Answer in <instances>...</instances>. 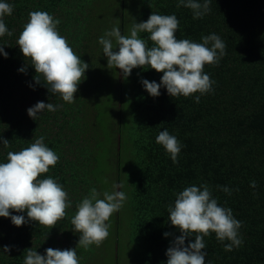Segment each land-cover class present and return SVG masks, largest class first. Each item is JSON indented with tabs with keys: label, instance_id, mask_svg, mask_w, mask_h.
I'll return each instance as SVG.
<instances>
[{
	"label": "trees",
	"instance_id": "obj_1",
	"mask_svg": "<svg viewBox=\"0 0 264 264\" xmlns=\"http://www.w3.org/2000/svg\"><path fill=\"white\" fill-rule=\"evenodd\" d=\"M8 2L13 12L4 20L13 34L0 37L8 53V58L0 54V136L10 146L3 147L0 140V162L7 161L9 151H20L43 136L59 160L40 178L51 176L62 184L72 207L52 228L31 220L17 227L0 217V251L11 248L0 254V264H23L25 251L33 247L42 255L48 248H76L80 236L71 218L77 204L91 188L102 194L112 191L113 183L122 184L119 190L127 199L107 222L109 236L102 244L77 249L79 264H100L99 251L112 237L116 244L129 246L131 264H166L168 248L181 235L169 221L168 205L185 187L203 183L242 221L243 239L239 248L226 251L215 233L206 236V264H264V0H212L211 12L202 19L178 8L177 0ZM32 11L59 19L60 35L89 65L74 103L35 82L37 73L17 45ZM153 12L177 16L178 39L202 43V36L216 33L226 43L227 54L219 64L205 65L214 91L199 103L194 98L199 93L171 97L165 88L152 97L141 81L159 83L163 73L154 69L135 68L125 79L120 70L107 67L99 38L117 25L129 34L133 23L146 21ZM22 67L25 73L19 71ZM39 101L63 107L34 120L27 110ZM165 128L183 145L179 163L156 143ZM217 186L229 187L232 194ZM12 214L27 218L26 211ZM194 241L188 237L185 244Z\"/></svg>",
	"mask_w": 264,
	"mask_h": 264
},
{
	"label": "clouds",
	"instance_id": "obj_2",
	"mask_svg": "<svg viewBox=\"0 0 264 264\" xmlns=\"http://www.w3.org/2000/svg\"><path fill=\"white\" fill-rule=\"evenodd\" d=\"M211 3L212 0H177V7L190 9L193 19H202L211 12ZM13 7L8 0H0V37L13 34L4 20L6 15L12 14ZM60 23L59 19L46 11L30 12L17 45L27 64L37 73L35 82L43 84L62 101L74 103L78 85L85 78L89 65L74 53L66 37L60 35L57 27ZM178 27L179 20L175 14L161 15L156 12L146 21L133 23L129 34H122L120 27L114 26L98 40L103 46L107 67L120 70V75L125 79L135 68L154 69L163 73L159 83L147 79L141 81L152 97H159L161 88H165L171 97H191L199 93L194 97L195 102L199 103L201 96L214 91L215 81L204 71L205 65L219 64L227 54L226 43L216 33L202 36V43L178 39ZM141 33L148 36L141 38ZM3 45L0 43V54L8 58ZM19 71L25 73L27 68L22 67ZM62 107L63 104L39 101L27 111L31 118L37 120L46 111L55 112ZM0 140L3 147L10 146V142L2 136ZM44 140L43 136L35 138L28 147L9 151L7 161L0 162V217L10 218L17 227L31 220L40 226L52 228L65 217V210L72 207L62 184L51 176L40 178L59 160V156ZM156 143L165 149L173 163H179L178 155L183 145L175 135L165 128L157 135ZM250 186L255 189L257 182L253 180ZM122 187V184L113 183V190L102 194L93 187L77 204L71 218L72 229L80 236L76 248H48L42 255L33 247L25 251L23 264H79L78 248L88 250L93 245L99 247L109 236L110 224L107 222L127 199L126 193L119 190ZM217 187L228 195L232 194L233 190L227 186ZM13 211H26L27 218L13 215ZM168 218L181 235L168 248L166 264H206L208 253L204 238L212 233L224 244L226 251L243 244L239 231L242 221L234 217L231 208L219 204L207 183L199 186L192 184L176 193L174 204L168 205ZM164 235L168 236L169 233ZM192 236L195 241L186 245V239ZM10 252L11 248L4 246L0 254Z\"/></svg>",
	"mask_w": 264,
	"mask_h": 264
},
{
	"label": "rangeland",
	"instance_id": "obj_3",
	"mask_svg": "<svg viewBox=\"0 0 264 264\" xmlns=\"http://www.w3.org/2000/svg\"><path fill=\"white\" fill-rule=\"evenodd\" d=\"M99 253L101 255L100 264H116V260L118 261L119 258V264H131L129 246H125L122 243L120 245L116 244L113 237L110 244L99 251Z\"/></svg>",
	"mask_w": 264,
	"mask_h": 264
}]
</instances>
